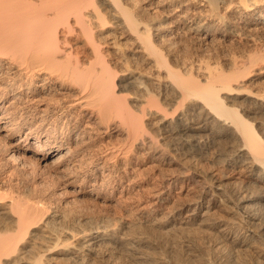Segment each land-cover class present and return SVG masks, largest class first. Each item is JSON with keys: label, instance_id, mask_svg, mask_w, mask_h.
<instances>
[{"label": "bare ground", "instance_id": "bare-ground-1", "mask_svg": "<svg viewBox=\"0 0 264 264\" xmlns=\"http://www.w3.org/2000/svg\"><path fill=\"white\" fill-rule=\"evenodd\" d=\"M123 249L264 264V0H0V264Z\"/></svg>", "mask_w": 264, "mask_h": 264}, {"label": "rangeland", "instance_id": "rangeland-1", "mask_svg": "<svg viewBox=\"0 0 264 264\" xmlns=\"http://www.w3.org/2000/svg\"><path fill=\"white\" fill-rule=\"evenodd\" d=\"M226 45H227V46H226ZM228 45H229V46H228ZM235 45H236V46H235ZM224 46H225V47H224ZM230 46L232 47V49H233V48H234V49H237V48H238V50L241 49V46L239 47V46H238L237 44H235V43L231 45L229 42H227V44H223L222 46H220L218 50L222 51L224 55H225V54L227 55V53H230V51H233V50H234V49H233V50H232V49H229ZM233 46H234V47H233ZM235 47H237V48H235ZM246 47H247V46H246ZM226 48H227V49H226ZM247 48H248V47H247ZM225 49H226V50H225ZM228 50H230V51L228 52ZM224 51L227 52V53H224ZM234 51H235V50H234ZM222 52H221V53H222ZM223 54H222V55H223ZM161 165H162V164H161ZM175 166H176L177 168H179V166H178L177 164H167V165H166V163H165V164L163 163V165H162V167H164V168H162L161 166H160V167H161V169H163L165 172L168 173V172L171 171V173H172V172H176V170H179V169H177ZM160 167H158V168H160ZM174 170H175V171H174ZM231 175H232V173H231ZM232 176H233V175H232ZM233 178L235 179V177H232L231 180H233ZM102 211H105V213H108V216H106V218L110 217V216H109V215L111 214L110 211L113 212V210H111V209H109V210H105V209L103 210V209H102ZM109 213H110V214H109ZM185 214H186V213H184L183 215H185ZM105 215H107V214H105ZM198 219L201 220V219H200V216H198ZM201 228H206V226L201 227ZM204 230H205V229H204ZM201 231H202V233H204L203 229H202ZM205 232H206V231H205ZM201 241H202V239L200 240V242H201ZM201 243H203V241H202ZM148 247H149V246H145V245H144V246H143V250L146 251L145 248L147 249ZM149 249L151 250L152 248L149 247V248L147 249V250H148V253H151L153 250H152L151 252H149ZM124 252H125V249H123L122 254H120L121 257H120V256L118 257V260H120V261H121V260L123 261V259H124V261H123L124 263H123V264H150V261H148V262H147V261H142L143 263L140 262V261H134L131 257H128V256H129V255H128V251L125 252V253H124ZM124 255H125V256H124ZM117 256H118V254L116 255V257H117ZM116 257H114V259H113V261L115 260L114 263L117 262V258H116ZM124 257H125V258H124ZM115 258H116V259H115ZM119 258H120V259H119ZM122 258H123V259H122ZM120 261H118V262H120ZM131 261H132L133 263H132ZM118 262H117V264H118ZM121 263H122V262H121Z\"/></svg>", "mask_w": 264, "mask_h": 264}]
</instances>
